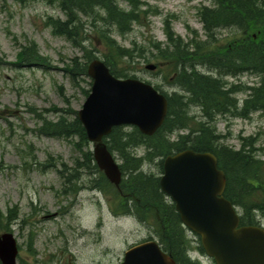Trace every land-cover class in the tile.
<instances>
[{
  "label": "trees",
  "instance_id": "16d2710c",
  "mask_svg": "<svg viewBox=\"0 0 264 264\" xmlns=\"http://www.w3.org/2000/svg\"><path fill=\"white\" fill-rule=\"evenodd\" d=\"M120 1L126 6H121ZM210 1L211 6L202 5L196 9L203 30L201 35L187 26L190 37L182 38L173 31L172 18L167 17L163 19L165 42L153 41L149 45L154 50L150 59L163 60L167 69L163 78L171 86L177 85L180 92L160 90L167 97L168 107L162 125L153 135H144L132 126H115L104 139L108 150L120 160L122 178L118 186L110 183L94 162L75 109L69 105L41 110L28 107L38 119L34 128L37 134L66 139L76 136L78 139L75 145L81 155L74 158L73 165L52 158L42 163L43 167H57L62 179L61 192H78L84 186L81 178L90 177L91 186L108 195L115 210L120 208L124 213L132 214L151 228L162 249L176 264H200L189 256L188 251L191 248L200 253L204 251L199 238L197 245L192 246L193 237L182 224L174 203L161 190L159 177L166 155L187 148L214 153L218 168L226 177L224 196L240 209V224H259V217L264 216V160L256 153L255 137L239 136V147H234L226 143L228 135L216 127L219 117L247 119L253 112L264 111V0ZM47 2L55 4L65 18L48 16L45 23L54 33L72 40L81 49L82 55L72 57L63 69L74 83L80 81L90 85L86 65L96 57L93 53L96 49L82 43L88 37L87 28L93 30L102 43L103 61L116 77L129 76L127 67L135 57H144L148 61L141 46L120 45L109 34L113 31L123 35L133 24H144L148 15L155 13L150 6L144 7L146 1ZM221 28L228 29L226 36L219 31ZM237 32L241 36L238 37ZM16 60V64L41 65L45 56L39 53L36 43L30 41L17 52ZM243 73L257 76V83L239 84L225 79ZM155 87L159 89L157 85ZM88 90L81 88L84 95ZM239 93L245 96L239 98ZM49 112L56 117L49 118ZM181 130L186 132H179ZM139 147L144 148L142 155L134 152ZM146 162L154 163L156 171L143 170ZM16 218L15 205L5 211L0 209V230H9V222ZM29 241L31 243V239Z\"/></svg>",
  "mask_w": 264,
  "mask_h": 264
},
{
  "label": "rangeland",
  "instance_id": "374dc122",
  "mask_svg": "<svg viewBox=\"0 0 264 264\" xmlns=\"http://www.w3.org/2000/svg\"><path fill=\"white\" fill-rule=\"evenodd\" d=\"M144 1V7L148 5L155 10L144 24H133L123 35L113 31L109 34L120 45L141 46L149 60L135 57L127 67L128 74L170 90L161 72L145 68V64L156 62L155 58L150 59L154 50L149 45L153 41H165L163 19L169 16L173 19V31L182 38L190 37L187 26L201 35L196 8L210 3L207 0ZM48 16L65 18L47 0H0V209L5 211L14 205L16 208L17 218L9 222V230L18 244V264H119L124 251L147 238L151 229L132 216L114 214L106 196L88 186L77 194L62 193L57 167L42 166L47 158L73 165L74 158L81 155L75 145L78 139L37 134L34 128L38 119L28 107L41 110L69 105L77 110L86 97L81 88H89L85 82L74 83L63 70L72 57L81 56L82 52L72 40L53 33L45 23ZM85 32L88 37L82 43L90 49L95 47L93 53L102 59L104 48L97 35L90 28ZM30 41L36 43L45 61L41 65L15 64L17 52ZM228 80L253 85L258 77L243 73ZM48 117L54 119L56 115L49 112ZM216 125L220 132L229 135L226 143L234 147H239V136L255 137L256 153L264 159V111L254 112L247 119L219 117ZM88 147L92 148V144ZM136 153L141 155L144 149L137 148ZM143 169L156 171L154 163H145ZM82 179L85 185H90L86 176ZM189 254L201 257V264H215L194 248Z\"/></svg>",
  "mask_w": 264,
  "mask_h": 264
},
{
  "label": "water",
  "instance_id": "95a60500",
  "mask_svg": "<svg viewBox=\"0 0 264 264\" xmlns=\"http://www.w3.org/2000/svg\"><path fill=\"white\" fill-rule=\"evenodd\" d=\"M153 70L155 64L148 63ZM90 92L77 117L93 142V158L114 185L121 170L103 137L113 126L133 125L152 135L162 124L167 99L152 85L137 78H117L99 58L87 64ZM160 187L175 204L182 223L200 237L216 264H264V228L239 225V216L223 195L226 178L208 151L184 149L163 159ZM17 243L12 232L0 233V263L17 264ZM120 264H176L155 239L128 248Z\"/></svg>",
  "mask_w": 264,
  "mask_h": 264
},
{
  "label": "bare ground",
  "instance_id": "6f19581e",
  "mask_svg": "<svg viewBox=\"0 0 264 264\" xmlns=\"http://www.w3.org/2000/svg\"><path fill=\"white\" fill-rule=\"evenodd\" d=\"M211 70V69H210ZM214 70V69H213ZM200 71V70H199ZM202 72V71H201ZM215 74V73H214ZM214 76V75H213Z\"/></svg>",
  "mask_w": 264,
  "mask_h": 264
}]
</instances>
